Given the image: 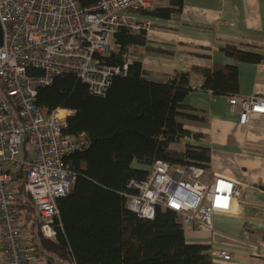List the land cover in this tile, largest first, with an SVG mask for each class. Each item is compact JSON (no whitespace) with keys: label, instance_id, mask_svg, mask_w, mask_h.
<instances>
[{"label":"built area","instance_id":"1","mask_svg":"<svg viewBox=\"0 0 264 264\" xmlns=\"http://www.w3.org/2000/svg\"><path fill=\"white\" fill-rule=\"evenodd\" d=\"M157 1L99 0L85 8L78 0H0V264L44 263L24 240L18 179L25 175L24 191L40 218L42 235L56 241L62 229L58 200L73 191L78 178L65 160L86 147L83 134L67 133L75 111L41 109L39 89L50 87L56 77L76 75L92 96L105 97L130 64L107 63L115 34L126 28L147 35L152 23L131 11H151ZM229 103L241 125L264 115V98L234 95ZM127 188L132 193L126 194V208L140 218L152 220L158 209H169L185 228L208 232L214 229L213 216L231 212L242 195L230 178L164 160L150 167L147 179L130 180ZM209 253L232 258L224 250Z\"/></svg>","mask_w":264,"mask_h":264},{"label":"trees","instance_id":"2","mask_svg":"<svg viewBox=\"0 0 264 264\" xmlns=\"http://www.w3.org/2000/svg\"><path fill=\"white\" fill-rule=\"evenodd\" d=\"M78 1L89 8L99 0ZM160 1L151 11L137 12L157 19L181 17L185 0ZM145 39V32L134 35L121 29L114 36L107 63L123 66L133 48L145 46ZM221 49L237 63L264 61V50L256 47L225 42ZM199 71L204 79L201 90L238 95L237 66L215 64ZM190 79V73L177 72L167 82L153 81L146 77L140 60H131L128 74L116 76L103 98L92 96L76 75L56 77L50 87L39 89L41 109L75 111L68 119L67 133L83 134L86 146L65 160L78 178L73 191L58 200L62 229L58 228L56 241L42 235L40 218L24 191L25 175L18 179L24 240L44 264H211L208 246L186 241L176 212L158 209L150 220L126 208V194L132 193L128 182L147 179V168L157 160L211 171L209 146L174 147L184 140L204 139L180 122L201 119L184 103L192 91Z\"/></svg>","mask_w":264,"mask_h":264},{"label":"crops","instance_id":"3","mask_svg":"<svg viewBox=\"0 0 264 264\" xmlns=\"http://www.w3.org/2000/svg\"><path fill=\"white\" fill-rule=\"evenodd\" d=\"M160 4L158 0L155 6ZM131 12L152 25L145 46L133 48L130 61L140 60L146 77L157 82H167L177 72L191 74L192 91L184 103L201 119L180 122L204 139L181 144L209 146L211 175L232 179L242 191L231 212L213 216L212 232L187 227L186 241L208 246V253L219 249L232 255L231 260L211 256V264H264V115H253L241 125L229 96L201 90L204 79L199 71L213 69L215 64L235 65L239 69L237 96L264 98V61L237 63L221 49L225 42H232L264 50V0H185L179 19Z\"/></svg>","mask_w":264,"mask_h":264},{"label":"water","instance_id":"4","mask_svg":"<svg viewBox=\"0 0 264 264\" xmlns=\"http://www.w3.org/2000/svg\"><path fill=\"white\" fill-rule=\"evenodd\" d=\"M3 45V29L0 23V47Z\"/></svg>","mask_w":264,"mask_h":264},{"label":"rangeland","instance_id":"5","mask_svg":"<svg viewBox=\"0 0 264 264\" xmlns=\"http://www.w3.org/2000/svg\"><path fill=\"white\" fill-rule=\"evenodd\" d=\"M113 45V44H112ZM112 47V46H111ZM174 147L175 148H177V149H182L183 147H184V144H176V145H174ZM146 168V167H145ZM147 169H150V168H147ZM42 264H44V263H42Z\"/></svg>","mask_w":264,"mask_h":264}]
</instances>
